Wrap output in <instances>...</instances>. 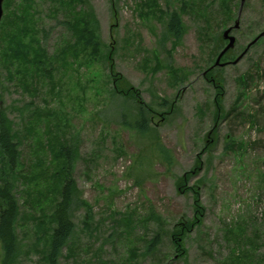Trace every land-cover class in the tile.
<instances>
[{
	"label": "rangeland",
	"instance_id": "rangeland-1",
	"mask_svg": "<svg viewBox=\"0 0 264 264\" xmlns=\"http://www.w3.org/2000/svg\"><path fill=\"white\" fill-rule=\"evenodd\" d=\"M147 2L30 0L22 10L23 0H4L0 108L20 161L10 170L0 151V185L10 179L20 205L14 264H46L61 144L73 148L78 191L71 252L64 249L61 264H264V37L232 63L264 30V0H246L240 27L231 32L235 46L221 59L225 66L215 62L238 8L220 26L211 19L203 36L200 9L186 6L193 10L183 14L186 30L174 41L164 12L180 11L183 0ZM89 10L100 55L57 59L71 37L63 22ZM27 25L34 32L25 41L39 40L52 60L45 74L8 50ZM118 86L137 89L139 102L116 92ZM140 107L146 134L137 128ZM194 191L205 215L186 232L180 256L171 233L195 217ZM81 201L90 205V219Z\"/></svg>",
	"mask_w": 264,
	"mask_h": 264
},
{
	"label": "trees",
	"instance_id": "trees-1",
	"mask_svg": "<svg viewBox=\"0 0 264 264\" xmlns=\"http://www.w3.org/2000/svg\"><path fill=\"white\" fill-rule=\"evenodd\" d=\"M30 0H23L22 10L29 8ZM32 1V0H31ZM72 3L82 2V0H70ZM85 1V0H83ZM149 6L159 7L157 0H147ZM220 3L217 9H215V3ZM237 0H183V5L180 11L166 10L168 19L166 21L167 34L174 39V41H180L185 33L186 26L183 21V14L193 9H187L186 6L192 4L197 5L199 8V18L205 23L203 26V36L208 35V27L211 25V19L218 21V26L223 23H227L233 18L234 11L239 5ZM71 3V4H72ZM185 5V7H183ZM92 10V9H91ZM82 11L75 17L67 19L63 23L71 31V37L67 43L60 48L57 59H64L71 57L73 60L79 59L85 55L87 57H96L101 53L102 42L96 31L97 23L95 22L93 11ZM219 15V16H217ZM24 18V17H23ZM22 18V19H23ZM33 28L29 25L21 29L22 38L17 35L12 36V40H16L17 44L11 45L8 49L13 57L19 61L26 62V66H34L37 69H41L43 74L50 71L53 68L52 60L44 46L39 40L32 37L27 42L25 41L26 35L31 32ZM55 56V55H54ZM112 55L108 56L111 60ZM48 65L51 68H48ZM246 79V78H245ZM117 80V79H116ZM118 82V81H117ZM116 82V83H117ZM246 83V81H245ZM219 87V86H218ZM116 92L120 93L127 99L138 101L139 91L133 87H129L127 90L124 88L116 89ZM139 102V101H138ZM140 119L137 121V128L142 134L147 133L148 120L145 116L144 107L139 109ZM240 146V145H239ZM158 150L167 158H171L169 151L165 149L162 144L157 143ZM241 147V146H240ZM59 159L61 161V168L59 172V179L61 183L58 186L59 199L54 203L52 209V215L50 219L49 236L46 242L47 253L44 256L46 264H61V257L65 248L71 252V240L75 234V223L72 219V211L74 202L77 197V186L74 179L71 177L70 169L73 160V148L61 144ZM0 151L5 159V163L10 170L15 171L20 161V150L15 135L12 132L10 121L0 108ZM183 187V186H182ZM182 189V188H181ZM13 182L6 178L0 185V243L3 248L2 264H14L18 257L19 238L17 234L16 224L20 214V205L14 193ZM195 190V189H194ZM195 195V217L192 220L180 222L171 233V243L176 248L180 256L186 254L185 247V234L192 231V229L201 224L205 215V208L200 203V195L198 191H194ZM81 204L87 208L86 219L91 217V207L88 203L81 201ZM159 236L149 242L148 251L152 252L158 245ZM264 247V241L261 242ZM257 248V245H256Z\"/></svg>",
	"mask_w": 264,
	"mask_h": 264
},
{
	"label": "water",
	"instance_id": "water-1",
	"mask_svg": "<svg viewBox=\"0 0 264 264\" xmlns=\"http://www.w3.org/2000/svg\"><path fill=\"white\" fill-rule=\"evenodd\" d=\"M246 0H241L240 3V9H239V13H238V19L236 20L235 24L232 27H229L228 29H226L223 32V38L225 40H228V44L225 46V48L219 53L215 65H219V66H225V63L221 62L222 57L226 54V52L230 49H232L235 46V42H236V37L231 34L233 29H238L240 27V16L244 7ZM3 3L4 0H0V21L3 17ZM262 37H264V30L262 32H260V34L258 36H256L246 47V49L232 62L233 64L238 63L243 56L247 53V51L249 50V48L254 45L257 41H259Z\"/></svg>",
	"mask_w": 264,
	"mask_h": 264
},
{
	"label": "flooded vegetation",
	"instance_id": "flooded-vegetation-1",
	"mask_svg": "<svg viewBox=\"0 0 264 264\" xmlns=\"http://www.w3.org/2000/svg\"><path fill=\"white\" fill-rule=\"evenodd\" d=\"M230 61H228L227 63H229Z\"/></svg>",
	"mask_w": 264,
	"mask_h": 264
}]
</instances>
